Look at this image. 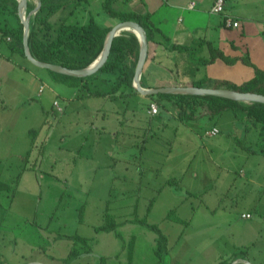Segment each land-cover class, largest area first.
<instances>
[{
  "label": "rangeland",
  "instance_id": "obj_1",
  "mask_svg": "<svg viewBox=\"0 0 264 264\" xmlns=\"http://www.w3.org/2000/svg\"><path fill=\"white\" fill-rule=\"evenodd\" d=\"M66 1L70 6L76 3H49ZM89 1V5L81 2L72 7L71 17L59 10L51 14L50 34L55 35L62 21L85 24L86 10L101 26L118 23L105 14L102 0ZM120 2L113 4L115 10H132V3ZM12 11L9 0L0 1L1 28L19 25ZM6 37L0 33L4 55L15 50ZM20 52L15 50L10 61L0 59L3 264H57L72 247L78 249L72 240L59 235L88 237L108 215L115 222L126 216L157 225L168 239L165 251L160 252L161 264H218L220 260L227 264L239 251L253 260L257 249L249 228L254 222L264 223V215L261 218L257 213L264 211V178L254 176L262 173L255 166L263 156L248 154L247 149H257L260 143L255 128L250 127L245 137L236 134L227 125L231 112H225L217 122L221 133L210 137L203 127L209 128L212 121H183L185 125L179 126L164 111L176 116L167 101H161V106L148 102V109L154 103L160 115L143 118L144 100L132 99L127 105L131 114L125 116L128 125L117 128L114 140L113 112L104 118V129L91 124L97 123L98 106L109 114L110 104L104 105L108 100L92 96L66 104V94L74 93L72 88L52 81L47 70L34 66ZM257 62L263 66L264 58L257 56ZM102 77L113 81L106 73ZM54 102L62 109L66 104L65 110L60 112ZM113 108L121 110L122 106L113 104ZM235 138L241 140L240 145ZM170 210L183 224L166 218ZM242 214L252 218L243 219ZM137 238L142 242L135 250L128 242L123 247L129 263L157 264L148 241L151 235Z\"/></svg>",
  "mask_w": 264,
  "mask_h": 264
},
{
  "label": "crops",
  "instance_id": "obj_2",
  "mask_svg": "<svg viewBox=\"0 0 264 264\" xmlns=\"http://www.w3.org/2000/svg\"><path fill=\"white\" fill-rule=\"evenodd\" d=\"M29 1L31 2V0ZM126 1L128 4L132 3V11L143 15L148 14L153 26L161 31L159 34H156V40L161 44H159L160 46L155 47L154 58L146 60L143 67L140 77V81L142 79V85L140 84L142 88L190 87L189 85L192 82H204V79L207 80L205 83V86L207 85L206 88H210L209 86L217 81L241 84L253 77L254 67L264 70V63L260 62L263 65L261 66L257 62V56L258 59H261L262 57L264 58V0H224L225 6L222 14H212L210 12L213 0H122V2ZM33 2L35 4V1ZM191 2L194 3L193 9L188 8V5ZM60 5L66 6L59 10L65 12V16L71 17L73 15V13L70 15L73 5L70 6L67 1L60 3ZM86 12L89 18V12L87 10ZM227 15L233 17L234 20L239 22L237 28H228L225 26L224 16ZM166 38H168V40H166ZM172 46L191 47L192 51L177 50L172 48ZM209 47L217 48L226 56H247L254 67L245 65L241 60H237L233 64H226L224 60L216 59L212 63L202 64V61L210 58ZM13 53L15 52L12 51V53H9L8 55L5 54V56L0 51V59L10 61L11 54ZM99 80L100 79L96 81L100 83ZM67 90H63V92L66 94ZM72 90L74 92L72 95H69L68 93L66 94V104L67 102L72 101L79 102L85 98L77 97L76 88H72ZM149 97L150 96H142L139 93H132L131 90L126 87L122 88L120 93L115 96L104 97L105 100L109 101L104 105L107 104L108 106L110 104L112 111H110V108L108 114V111L103 112L101 111L103 108L98 106L99 113L96 116L97 123L91 122L92 127H95L97 130L104 129V118L107 115L110 116V113L113 112L111 114L113 117L112 126L113 137L115 140L118 134L117 128H122L124 124L128 125L125 116L127 113L131 114L127 108L130 100H144L143 104L146 106L148 102L151 103L153 101ZM117 103H121V105H117ZM66 104L63 106V109L59 106L61 109L60 112L65 110ZM113 104L114 107L122 106V109L116 110V108H113ZM123 110L125 111L123 112ZM164 111L168 117L178 121L179 126L185 125L183 121H180L179 118L174 116V114L172 115L169 110ZM230 114L231 115L227 119V125L233 128L236 134L245 137L247 135L245 127L235 120L232 113ZM159 115V111L157 114H151L146 106V110L141 117L153 118ZM202 119L210 121L207 118H201L196 122L201 121ZM212 122L213 124L209 128L205 127L207 125L203 127V132L206 134V132H209L211 129L217 128L219 131L217 135H219L221 133V127L217 125V122ZM132 128H134V126H132ZM248 154L263 156L255 153ZM263 157L256 162L255 167L262 170V173L254 175L257 179L264 178ZM124 169L126 172L128 171V169ZM253 209L256 210V208ZM148 210H150V208ZM171 211L173 210H170V212ZM168 213L169 211L167 214ZM257 213L263 218L264 211L260 212L257 210ZM122 218L123 220L116 222V229L112 232H97L96 228L102 224L96 227L94 226L93 234L88 237H83L87 239L90 251L86 254H82L70 264H89V257L91 256L93 257L92 264H94V262L95 264L96 262H98V264H130V257L128 254H124L125 250L123 247H125V243L128 242V244H131L130 246H133L135 250L142 242L137 238V235L143 236L144 234L151 235V239L148 241L151 243V249L154 251L153 254L157 255L158 236L153 231L144 228V226L142 227L139 224L131 223L130 221L135 218L128 219L126 216ZM182 222L175 223L183 224ZM251 225L253 227L249 228V230H253V233L250 237H253V240L251 241L257 249V254L253 260H249L246 252L244 253V257L237 258L227 264H239L245 260L251 264H264V223L260 224L254 222ZM149 231L153 233H149ZM161 233L163 232L161 231ZM164 236L166 237L165 234ZM167 242L168 239L166 237V246ZM95 258L97 259L94 261ZM100 258H103L104 260L101 262ZM119 259L122 260L119 261ZM221 261L224 260H220V262ZM31 263L37 262H30L28 264ZM39 263L50 264L46 262ZM56 263L62 264V259L57 260ZM151 264L156 263L153 261Z\"/></svg>",
  "mask_w": 264,
  "mask_h": 264
},
{
  "label": "trees",
  "instance_id": "obj_3",
  "mask_svg": "<svg viewBox=\"0 0 264 264\" xmlns=\"http://www.w3.org/2000/svg\"><path fill=\"white\" fill-rule=\"evenodd\" d=\"M3 1V0H0ZM13 6L14 14L17 16L16 0H9ZM118 0H102V9L105 14L115 19L117 22L134 21L138 23L145 31L148 42L147 60L154 58V50L156 46L161 44L156 40V34L161 31L155 28L148 14H138L132 10L117 11L113 8V4ZM81 2L85 5L89 4V0H76L74 6L78 7ZM73 6V7H74ZM35 4L31 0L28 6V12L34 10ZM64 8V5L50 4L49 0H40L38 11L30 17L29 20V37L28 46L31 56L42 63L61 66L69 70H81L87 68L101 53L107 33L111 27H104L99 24L89 13L88 21L85 24L75 22L67 23L62 21L55 29V35L52 36L50 31L53 30L49 22V15ZM71 13V12H70ZM18 18V17H17ZM2 36H9V47L12 50L21 51L24 56L22 46V28L5 26L0 27ZM7 38V37H6ZM168 40V38H166ZM177 50L192 51L191 47L172 46ZM15 50L13 52H15ZM210 58L202 61V64H209L216 59L224 60L226 64H233L237 60H241L245 65L253 66L247 56L233 57L226 56L217 48L209 47ZM139 55V41L132 32H122L115 37L111 44V50L107 61L96 73L86 77H73L65 74L47 72L51 76L52 81L66 85L70 88L77 89V97H108L115 96L120 93L121 89L126 87L132 93L137 91L132 87L134 71L137 65ZM108 74L113 78L112 83L102 74ZM100 79V83L96 80ZM206 79L203 81L192 82L190 87L206 88ZM101 84V85H100ZM142 85V79L140 81ZM104 86L105 88H103ZM212 89H227L240 93H251L264 96V70L254 67L253 77L241 84H234L227 81H217L209 86ZM159 106L161 101L172 103V107L176 113V117L180 121H197L201 118H207L210 121L217 122L225 112H231L236 121L242 124L247 130L250 127L258 131L260 143L257 149L247 148L249 153H255L264 156V104L260 103H243L231 101L215 96H199L185 94H157L150 96ZM237 145H240V140L235 138ZM174 212L167 214V219L174 222H182L181 219L173 215ZM105 223L96 228V231L112 232L116 229L117 223L109 215L105 218ZM131 223L139 224L153 231L158 236V251L157 257L161 264L162 256L160 252L166 249V237L161 233L160 229L155 224H149L143 219H132ZM1 226V218H0ZM60 239L72 240L73 246L68 252L66 258L62 259V264H70L82 254L90 251V246L87 244V239L77 236L59 235ZM244 257V252L239 251L230 257V261ZM2 256L0 255V264H3ZM101 262L104 260L100 258ZM219 264H224L221 261Z\"/></svg>",
  "mask_w": 264,
  "mask_h": 264
},
{
  "label": "water",
  "instance_id": "obj_4",
  "mask_svg": "<svg viewBox=\"0 0 264 264\" xmlns=\"http://www.w3.org/2000/svg\"><path fill=\"white\" fill-rule=\"evenodd\" d=\"M25 5L23 13L19 12V3L17 2V15L19 19V25L22 28V46L23 52L26 59L38 68H42L54 73L65 74L73 77H86L96 73L100 68L103 67L108 59L111 44L115 37L119 36L122 32H132L139 41V55L137 65L134 71L132 80V87L142 96H154L157 94H185V95H199V96H215L219 98L228 99L231 101L243 102V103H260L264 104V96L251 94V93H240L227 89H212V88H199V87H167V88H155V89H144L140 85V77L147 60L148 54V42L147 36L144 29L134 21H122L116 23L111 27L107 33L103 49L100 55L87 67L81 70H69L57 65H51L42 63L35 60L29 51L28 37H29V20L30 17L35 14L40 7V0H35L36 5L34 10L28 12V6L30 5L29 0H22ZM31 264H45V263H31ZM239 264H251L248 261L240 262Z\"/></svg>",
  "mask_w": 264,
  "mask_h": 264
},
{
  "label": "built area",
  "instance_id": "obj_5",
  "mask_svg": "<svg viewBox=\"0 0 264 264\" xmlns=\"http://www.w3.org/2000/svg\"><path fill=\"white\" fill-rule=\"evenodd\" d=\"M224 6H225L224 0H213V4H212V6L210 8V12L212 14H222L224 12ZM193 7H194V3L191 2L188 5V8L189 9H193ZM224 24L228 28H230V27L231 28H237L239 26V22L236 21V20H234L233 17H230L228 15L227 16H224ZM5 40L7 42H9L10 41V38L7 37V38H5ZM41 89H42V87L40 88V91H41ZM54 107L57 108L59 111H61V109L59 108V105H58L57 102H54ZM149 112L151 114H157V112H158L157 105L154 104V103L151 104L150 105ZM218 133H219L218 129L213 128L209 132H206V135L213 137V136H216ZM241 218H243V219H249V218H251V215L250 214H242L241 215Z\"/></svg>",
  "mask_w": 264,
  "mask_h": 264
},
{
  "label": "bare ground",
  "instance_id": "obj_6",
  "mask_svg": "<svg viewBox=\"0 0 264 264\" xmlns=\"http://www.w3.org/2000/svg\"><path fill=\"white\" fill-rule=\"evenodd\" d=\"M19 3V12L23 13L24 9H25V5L24 2L22 0H17Z\"/></svg>",
  "mask_w": 264,
  "mask_h": 264
}]
</instances>
